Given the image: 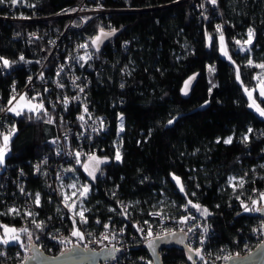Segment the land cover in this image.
Here are the masks:
<instances>
[{
	"label": "trees",
	"instance_id": "16d2710c",
	"mask_svg": "<svg viewBox=\"0 0 264 264\" xmlns=\"http://www.w3.org/2000/svg\"><path fill=\"white\" fill-rule=\"evenodd\" d=\"M77 1L3 0L0 14L14 9L27 16L46 17ZM103 3L132 11L111 16L114 27L123 30L102 51L105 64L98 68L90 89L93 106L109 114L111 126L97 142L102 174L84 195L78 192L89 215L105 221L112 215V207L123 203L122 220L128 216L145 219L157 210L179 217L182 205L191 201L202 211L207 209L212 228L203 250L232 246L236 239L242 242L261 232L262 217L243 212L240 201L253 188L264 194V116L250 107L248 95L258 82L257 65L264 64V0ZM64 23L65 19H52L44 25L61 27ZM24 27L33 29L36 24L0 18V56L17 59L20 52L29 55L30 45L34 48L36 43L26 40ZM249 29L253 39L249 49L242 51L240 38ZM98 31L93 25L87 28L91 37ZM221 34L233 60L220 51ZM123 40L127 41L124 45ZM194 72L200 76L184 96L183 81ZM7 81L0 79L4 97L8 95ZM253 92L264 108V96L257 89ZM50 109L25 111L16 118L9 160L23 168L28 177L26 188L41 194L42 210L53 212L47 195L48 171L33 173V162L54 150L51 140L57 126ZM229 137L231 143H224ZM81 165L67 167V180L76 178L78 189L81 180L87 184ZM13 173L17 177L19 172L14 169ZM8 195L0 187L1 206L6 205ZM3 213L6 215L0 217L6 222L14 221L7 210ZM132 253L146 250L140 246ZM161 254L164 264H191L186 252L177 247L164 248ZM198 264L203 263L198 260Z\"/></svg>",
	"mask_w": 264,
	"mask_h": 264
},
{
	"label": "built area",
	"instance_id": "2783aa9c",
	"mask_svg": "<svg viewBox=\"0 0 264 264\" xmlns=\"http://www.w3.org/2000/svg\"><path fill=\"white\" fill-rule=\"evenodd\" d=\"M128 11L132 9L110 7L103 0H78L73 6L46 17L27 16L14 9L0 14L4 21L36 24L33 29L23 28L26 40L36 43L34 48L30 45L29 55L20 52L17 59L0 56L9 62L8 66H4L3 60H0V79L8 80L7 97L0 90V151L4 152V163L0 165V187L7 189L9 194L5 199L6 205L0 204V215H6L3 212L7 210V215L14 220L6 222L0 217V264H21L31 254L30 241L49 254H57L73 243L84 248L89 246L93 250L114 245V248L123 250L102 264H150L147 251L135 255L133 248H144L143 244L148 239L179 230L188 234L190 246L199 252L197 261L218 264L234 253L252 251L263 239L261 230L245 237L242 242L236 239L232 246L203 250L206 240L212 235V228L207 216L200 207H194V203L182 205L179 217L157 210L145 219L128 216L123 220L120 217L126 208L119 203L112 207V215L102 221L98 216L89 215L84 198L78 195L82 190L68 185V180L74 178L70 176L67 180V167L83 164L90 157L100 159L97 142L102 132L108 131L111 126L109 114L98 112L90 98L93 78L98 75V68L105 64L102 51L106 46L101 52H96L91 44L93 37L87 28L93 25L99 30H113L116 27L111 22V16ZM52 19H65V23L61 27H46L45 22ZM125 43L127 41L123 40L122 44ZM15 60L18 61L17 66L14 65ZM0 89L4 91L3 87ZM22 97L41 104V109L15 111L14 104ZM47 106L51 108L50 115L57 126V133L51 140L54 150L51 155L44 154L42 159L33 162V173L36 176L41 171H48L47 195L53 203V212L42 210L41 194L26 188L28 177L23 168L9 160L12 140L17 133L16 118L19 115L16 113L39 112ZM121 119L119 115V122ZM5 136L10 137L7 146ZM14 169L19 172L17 177L14 176ZM37 194L39 203L36 202ZM240 203L243 212L258 213L264 204V194L262 190L253 188L249 197ZM245 207L249 210L245 211ZM81 211L86 223H82L78 215ZM6 225L13 226L15 231L4 233ZM74 231H79L83 238L72 235ZM4 235L10 238L7 244L2 242ZM13 236L18 239H12Z\"/></svg>",
	"mask_w": 264,
	"mask_h": 264
},
{
	"label": "water",
	"instance_id": "95a60500",
	"mask_svg": "<svg viewBox=\"0 0 264 264\" xmlns=\"http://www.w3.org/2000/svg\"><path fill=\"white\" fill-rule=\"evenodd\" d=\"M122 30L123 28H115L109 31L103 29L99 30L91 40V44L96 52H101L105 46L118 38L122 33ZM199 76V72H194L183 81L181 93L184 96H188L190 94ZM186 82L189 83L187 89L185 90ZM185 91L187 94H185ZM102 171V161L95 157L88 158L81 165V173L91 185L96 184L99 176L102 174ZM258 215L262 217L261 230L263 239L261 242L252 251L246 254L234 253L232 256H230L232 259H229L228 257L226 261L218 264H264V204L261 210L258 212ZM157 237L160 239H157ZM150 241H154L155 253H153L152 248L149 247ZM143 246L150 256V264H164L161 250L171 247H177L181 250H184L190 263L198 264V251L194 250L190 246L189 236L185 231L182 230L172 231L154 238H150L145 241ZM30 247V256L28 255L21 264H102V262L113 258L118 252L123 250L122 248H114V245H110V248L105 246L100 250H93L89 248V246L84 248L79 244L73 243L70 248L65 247V249H62L61 252L57 254H49L32 241H30Z\"/></svg>",
	"mask_w": 264,
	"mask_h": 264
},
{
	"label": "rangeland",
	"instance_id": "374dc122",
	"mask_svg": "<svg viewBox=\"0 0 264 264\" xmlns=\"http://www.w3.org/2000/svg\"><path fill=\"white\" fill-rule=\"evenodd\" d=\"M221 36H223V40H221ZM219 38H220V51H221V53L225 56V57H227V58H229L230 60H233L231 57H230V55H229V51H228V48H227V44H226V41H225V37H224V35L223 34H221L220 36H219ZM252 39H253V36H252V38H251V41H252ZM249 40V33H248V35L247 36H243L242 38H240V43H239V48L242 50V51H246V50H248L249 49V45H250V43H248L247 41ZM225 52L227 53V55H225ZM263 64V63H262ZM260 65V64H259ZM257 80H258V82H257V85H256V88L255 89H257L258 91H259V93H260V95H261V88L262 87H264V68H260V67H258V73H257ZM255 89H252L251 91H249V92H251L252 93V97L250 98V101H249V105H252L253 104V102H255V105L256 106H258L261 110H264V108H262L261 107V105L259 104V102L257 101V99L255 98V96H254V90ZM251 107V106H250ZM251 108H253V109H255V110H257V107H251ZM13 109L15 110V111H19V110H23V109H26V110H40L41 109V104H39V103H37V102H35V101H32V100H30V99H28L27 97H22L21 99H19L15 104H14V107H13ZM259 112V111H258ZM260 113V112H259ZM8 142H9V140H10V137L8 136ZM234 182H235V180L233 179V178H231V183L234 185ZM75 183H77L76 182V178L75 179H71L70 181H69V183H68V185L69 186H76V184ZM80 185L82 186V193H84V190H85V188H87V191H89V189H90V183L89 182H86L87 184H84V182L81 180L80 181ZM72 184V185H71ZM81 198V197H80ZM80 198H78V199H80ZM8 229V231L6 232V230L4 231V233L6 232L7 234H8V232H10V231H12V228H13V226H11V225H6L5 226V228L4 229ZM14 237V236H13ZM2 239L3 240H9L10 238L9 237H7V236H2ZM13 239V238H12Z\"/></svg>",
	"mask_w": 264,
	"mask_h": 264
},
{
	"label": "snow or ice",
	"instance_id": "6c2138e0",
	"mask_svg": "<svg viewBox=\"0 0 264 264\" xmlns=\"http://www.w3.org/2000/svg\"><path fill=\"white\" fill-rule=\"evenodd\" d=\"M2 2H3V0H0V3H2ZM15 2H16V0H13V3H15ZM212 2L215 3V0H212ZM218 29H219V26H218ZM109 34H110V33H109ZM109 34H105V35H109ZM252 36H253V30H252V29H249V40L247 41L248 43H251V38H252ZM97 39H99V38H97ZM221 40H223V36H221ZM225 55H227L226 52H225ZM21 59H23V57H21ZM0 60H3V58L0 57ZM3 64H4V66H8V65H9V62H8L7 60H3ZM249 64H250V65L252 64V61H251V60H249ZM257 67L264 68V64L257 65ZM190 79H192V78H190ZM237 79H239V73H238V72H237ZM188 83H189V82H186V84H185V90H186L187 87H188ZM245 91H247V89H246ZM185 94H187L186 91H185ZM248 95H249V98L252 97V93H251V92H248ZM261 95L264 96V87L261 88ZM250 106H251V107H257V111H259L260 114H261L262 116H264V110H261L258 106H256V105H255V102H253V104L250 105ZM41 107H42V106H41ZM16 114H17V115H20L19 112H17ZM81 119H82V117H81ZM169 123H172V121H169ZM8 139H9L8 136H5V137H4L5 146H7ZM224 143H231V137H229L227 140H225ZM77 155H79V154L77 153ZM116 159H117V160L120 159L119 154H117ZM3 163H4V152H3V151H0V165H2ZM173 178L177 181V184H180V180H179L178 177H173ZM181 191H183V187H182V186H181ZM86 192H87V188H85V190H84V193H86ZM84 193H81V195H84ZM36 202L39 203V194H37V196H36ZM189 203H191V201H189ZM193 206H194V207H197L198 209H199V207H200L199 205H193ZM248 210H249V209H248L247 207H245V211H248ZM13 211H14V210H13ZM203 213H204L205 215H207V214H208L207 209H204V210H203ZM78 215L81 217V222H82V223H86V222H87L86 219L84 218V212H83V211L79 212ZM37 227H40V225H37ZM5 230H6V232L8 231L7 228H6ZM12 231H15V229H12ZM22 231H27V230H26V229H22ZM72 235H74V236H78V237H80L81 239L83 238L82 234H81L79 231H74V232L72 233ZM13 239H14V240H15V239H18V237H13ZM157 239H160V238L157 237ZM2 242L5 243V244H7L9 241H8V240H3ZM149 247L152 248L153 253H155L154 241H150V242H149ZM197 254H199V252H197ZM229 259H232V257H229Z\"/></svg>",
	"mask_w": 264,
	"mask_h": 264
}]
</instances>
